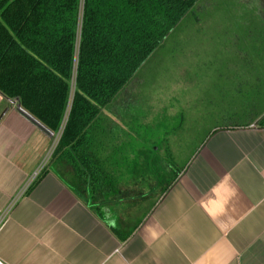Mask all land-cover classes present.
<instances>
[{
  "label": "crops",
  "instance_id": "crops-1",
  "mask_svg": "<svg viewBox=\"0 0 264 264\" xmlns=\"http://www.w3.org/2000/svg\"><path fill=\"white\" fill-rule=\"evenodd\" d=\"M242 7V0H202L192 11L238 16L244 13ZM127 85L100 109L90 136V153L104 175L91 199L79 193L71 168L53 156L27 193L5 212L56 134L0 95V260L264 264V127L258 126L263 111L235 123L215 122L219 126L205 134L168 185L171 155L162 151L161 159L153 161L151 154L158 150L150 154L144 145L138 148L134 126L147 104L136 94L133 99L126 96ZM137 155L145 158L146 170L154 172L153 201L129 196L124 191L133 188L128 177H117L131 174ZM155 173L164 174L166 181L159 184Z\"/></svg>",
  "mask_w": 264,
  "mask_h": 264
},
{
  "label": "trees",
  "instance_id": "trees-1",
  "mask_svg": "<svg viewBox=\"0 0 264 264\" xmlns=\"http://www.w3.org/2000/svg\"><path fill=\"white\" fill-rule=\"evenodd\" d=\"M201 2L0 0V95L52 134L64 121L51 157L88 200L104 179L90 153L100 109ZM169 164L168 185L181 169Z\"/></svg>",
  "mask_w": 264,
  "mask_h": 264
},
{
  "label": "rangeland",
  "instance_id": "rangeland-1",
  "mask_svg": "<svg viewBox=\"0 0 264 264\" xmlns=\"http://www.w3.org/2000/svg\"><path fill=\"white\" fill-rule=\"evenodd\" d=\"M242 1L244 13L238 16L216 10L202 14L199 6L128 82L126 96L133 99L136 94L147 104L134 127L138 148L144 145L150 154L158 150L151 154L153 161L168 151L180 168L205 134L219 126L215 122L235 123L264 110V5L260 0ZM70 87L72 94L73 84ZM144 159L137 155L131 174L117 177H128L133 188L124 191L129 196L151 199L156 196L154 172L146 170ZM155 177L159 184L166 181L162 173Z\"/></svg>",
  "mask_w": 264,
  "mask_h": 264
},
{
  "label": "built area",
  "instance_id": "built-area-1",
  "mask_svg": "<svg viewBox=\"0 0 264 264\" xmlns=\"http://www.w3.org/2000/svg\"><path fill=\"white\" fill-rule=\"evenodd\" d=\"M63 123H64V121H63ZM62 126H63V124H62ZM60 132H61V127H60V130L58 131V133L56 134V136L54 137V142L52 143V146L49 148V150L46 153V155L44 156V158L41 160V162L38 164V166L32 172V174L26 178L25 182L22 184V186L19 188V190L16 192V194L12 198H10L9 204L7 205L8 207H6L4 212L7 210V208L8 209H9V207L11 208L22 195L26 194L27 191L29 190V188L37 180L40 173L43 171L44 166L46 165V163L48 162V160L52 156V153H53V150L57 144ZM1 221H2V217L0 214V223H1ZM0 264H5V263L0 260Z\"/></svg>",
  "mask_w": 264,
  "mask_h": 264
}]
</instances>
